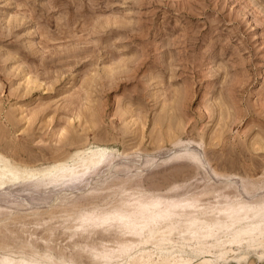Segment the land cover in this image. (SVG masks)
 <instances>
[{
  "label": "rangeland",
  "instance_id": "1",
  "mask_svg": "<svg viewBox=\"0 0 264 264\" xmlns=\"http://www.w3.org/2000/svg\"><path fill=\"white\" fill-rule=\"evenodd\" d=\"M90 161L88 191L55 203V178ZM151 196L197 200L189 212L213 224L228 204L264 205V0H0V259L108 264L97 247L135 241L138 255L264 264V240L211 251L222 231L199 240L170 221L145 238L115 222L77 230L97 203Z\"/></svg>",
  "mask_w": 264,
  "mask_h": 264
},
{
  "label": "bare ground",
  "instance_id": "2",
  "mask_svg": "<svg viewBox=\"0 0 264 264\" xmlns=\"http://www.w3.org/2000/svg\"><path fill=\"white\" fill-rule=\"evenodd\" d=\"M91 155V154H90ZM95 155V154H93ZM97 155V154H96ZM94 157V156H93ZM97 157V156H96ZM198 157V156H197ZM106 158V157H105ZM195 158V157H193ZM88 160V159H87ZM99 161V160H96ZM102 161V160H101ZM102 163V162H101ZM87 164V162H86ZM96 164H98L97 162L94 161H90L88 162V164L86 165V167L82 170H77L74 168H67V170L63 171L60 174V178L61 179H57L55 181H62L61 183L63 186L60 190L61 193L59 192L58 196L55 197V203H57L59 206H64L66 208V206H75V203H72V205L70 204V195H68V192L70 188L74 187V186H78L79 188L77 191L79 190H83L84 189H80L82 188L81 184V179L84 177V175L91 170V168L93 166H95ZM100 164V163H99ZM147 164V162H146ZM12 166V165H11ZM79 169V168H78ZM141 169V168H140ZM137 170V169H136ZM99 171V170H98ZM130 172V171H129ZM139 173V172H137ZM92 174V173H91ZM95 175V173H93ZM129 174V173H128ZM136 174V172L134 173ZM96 177V176H95ZM93 178V177H92ZM108 178V177H106ZM91 179V178H90ZM95 179V178H94ZM102 179V178H101ZM111 179V178H110ZM43 180V179H42ZM237 180V179H236ZM36 181V180H35ZM34 181V182H35ZM40 181V180H38ZM36 181V182H38ZM48 181V180H47ZM53 181V180H52ZM89 181V179L87 180ZM99 181V180H98ZM54 182V181H53ZM94 182V181H93ZM105 182V181H104ZM103 182V184H104ZM108 182V180L106 181ZM105 182V183H106ZM43 183V182H41ZM48 183V182H47ZM51 183V182H49ZM55 183V182H54ZM96 183V182H95ZM22 184V183H20ZM29 184V183H28ZM35 184V183H34ZM40 184V183H39ZM60 184V183H59ZM92 184V181H91ZM102 184V182H101ZM107 184V183H106ZM132 184V182H131ZM30 185V184H29ZM32 185V184H31ZM47 185V184H46ZM56 185V184H55ZM86 185V184H85ZM94 185V184H93ZM149 185V184H148ZM51 186V185H50ZM60 186V185H59ZM60 186V187H61ZM99 186V185H98ZM132 186V185H131ZM23 187V186H22ZM35 187V186H34ZM95 187V186H94ZM135 187V186H134ZM27 188V187H26ZM52 188V187H51ZM58 188V187H57ZM124 188V186H123ZM139 188V187H138ZM10 189V188H9ZM18 189V188H17ZM24 189V188H22ZM24 192V190H22ZM31 189V188H30ZM50 189V188H49ZM101 189V188H100ZM141 189V188H140ZM140 189H135V190H140ZM245 189V188H244ZM16 190V189H15ZM14 190V191H15ZM20 189H18L19 191ZM36 190V189H35ZM35 190L32 192H35ZM38 190V189H37ZM54 190V189H53ZM86 190V189H85ZM91 190V189H90ZM6 191V190H4ZM13 191V192H14ZM17 191V190H16ZM26 191V190H25ZM59 191V190H58ZM76 191V190H75ZM88 191V190H86ZM93 191V190H92ZM123 191V190H122ZM128 191V190H127ZM134 191V190H133ZM23 192H21L22 194H24ZM28 192V191H27ZM46 192V191H45ZM48 192V191H47ZM73 192V191H72ZM80 192V191H79ZM95 191H93L94 193ZM124 192V191H123ZM121 192V193H123ZM242 192V191H241ZM8 193V192H7ZM10 193V192H9ZM12 193V192H11ZM10 193V195H11ZM17 193V192H16ZM20 193V192H19ZM30 193V191L28 192ZM37 193V192H36ZM40 193V192H39ZM44 193V192H43ZM51 193V192H50ZM77 193V192H76ZM91 193V194H90ZM90 195H93L92 192H90ZM118 193V192H117ZM120 193V194H121ZM125 193V192H124ZM128 193V192H127ZM126 193V194H127ZM135 193V192H134ZM140 194L142 192H139ZM6 194V193H5ZM3 194V195H5ZM26 194V192H25ZM24 194V195H25ZM38 194V193H37ZM45 194V193H44ZM89 194H87L89 196ZM95 194V193H94ZM131 194V193H130ZM139 194V195H140ZM153 194V193H152ZM8 195V194H7ZM5 195V197L7 196ZM13 195V194H12ZM11 195V196H12ZM36 197L37 195L34 194ZM56 195V194H55ZM72 195V194H71ZM80 194H78L79 196ZM86 195V196H87ZM98 195V194H97ZM122 195V194H121ZM135 195V194H134ZM133 193L130 196H134ZM150 195V194H148ZM147 195V196H148ZM191 195V194H190ZM189 195V196H190ZM194 195V194H193ZM198 195V194H197ZM18 196V195H15ZM21 196V195H20ZM26 196V195H25ZM28 196V195H27ZM85 196V197H86ZM142 196V195H141ZM155 196V195H154ZM150 197L148 198H138L137 201L133 200V202L128 201V205L130 206V208L128 210H105V211H101V210H97L96 207L99 203H97L96 207H94V210H89V209H85L84 211H82L81 213L79 212V214H77L76 216L74 215V221L78 223V227L77 230H81L83 232L87 231L89 228L92 227H97V228H105V227H109L112 226L113 223L115 222L119 227L125 228L131 235L132 237H138V238H145L147 232L150 231V229L157 225L158 223L161 222H171V226L177 227V226H184L186 228V232L194 235L196 238H198L199 240L204 239V240H211V239H217V232L218 231H222L225 235L222 237V239H220V241L218 242H214V243H208L206 245V248H211L212 250L217 249L218 247H227V246H233V245H241L247 238H255L259 240H264V205H249V204H226L227 206L222 208L220 211L222 212V219L217 220L214 224L211 222H208L206 219L205 220H201L199 215L203 214V212L201 214H198V212H189L191 209H196L198 208V205L196 204V201L187 199V198H167V199H162L160 197L155 198V197ZM10 197V196H7ZM14 197V195H13ZM22 197V196H21ZM74 197V195H73ZM84 197V198H85ZM123 197V196H122ZM122 197L121 200H124ZM149 197V196H148ZM184 197V196H183ZM20 198V197H19ZM24 198V197H23ZM22 198V199H23ZM35 198V197H34ZM39 198V197H38ZM41 198V196H40ZM72 198V197H71ZM77 198V197H76ZM91 198V196H90ZM97 198V197H95ZM118 198V197H117ZM134 198V197H133ZM131 198V199H133ZM193 198V197H192ZM9 199V198H8ZM17 199V198H16ZM26 198H24L25 200ZM27 199H29V197H27ZM33 199V197H32ZM32 199L30 201H32ZM43 199V198H42ZM48 199H52L51 198H47ZM73 199V198H72ZM81 199V198H80ZM108 199V198H107ZM7 200V199H6ZM18 200V199H17ZM39 200V199H38ZM37 200V201H38ZM45 200V199H44ZM43 200V201H44ZM98 200V199H97ZM96 200V201H97ZM106 200V199H105ZM104 200V201H105ZM222 200V199H221ZM21 201V200H19ZM26 201V200H25ZM35 202H37L36 200H34ZM33 201V202H34ZM42 201V200H41ZM50 201V200H48ZM135 201V202H134ZM10 202V201H9ZM17 202V201H16ZM15 202V203H16ZM22 202V201H21ZM40 202V201H39ZM46 202V200H45ZM52 202V201H51ZM50 202V203H51ZM87 202V201H85ZM113 202V201H111ZM110 202V203H111ZM122 202V201H121ZM125 203V201H123ZM15 203H11L10 205L14 204L17 205ZM20 203V202H18ZM23 203V202H22ZM28 205L31 207V205L29 203L31 202H27ZM43 203V202H41ZM106 203V201L104 202ZM109 203V202H108ZM125 203V204H127ZM228 203V202H227ZM238 203V202H237ZM21 204V203H20ZM24 204V203H23ZM37 204V203H36ZM36 204H34L36 206ZM39 204V203H38ZM47 204V203H46ZM121 204V203H120ZM127 207V205H125ZM253 204V203H252ZM256 204V203H255ZM19 205V204H18ZM40 205V204H39ZM45 205V204H44ZM48 205V204H47ZM82 206L83 203L81 204ZM101 205V204H99ZM225 205V204H224ZM5 207L6 208V203H4L2 201V199L0 200V210L1 207ZM21 206V205H20ZM34 206V209L37 207ZM42 206V204H41ZM56 206V205H54ZM52 206V207H54ZM58 206V207H59ZM78 206V205H77ZM94 206V205H93ZM110 206V205H109ZM123 206V205H122ZM123 206V207H124ZM19 207V206H17ZM24 207V206H22ZM29 207V208H30ZM40 207V206H38ZM47 207V206H46ZM51 207V208H52ZM100 208L103 206H99ZM203 207V206H202ZM207 207V206H206ZM4 208V210H5ZM10 208V207H9ZM12 208V207H11ZM15 208V206H14ZM20 208V207H19ZM42 208V207H41ZM50 208V207H49ZM47 208V209H49ZM79 208V206H78ZM83 208V207H81ZM84 208H88V206L86 205V207ZM99 208V209H100ZM106 208V206H105ZM201 208V207H200ZM217 208H221L218 207ZM13 209V208H12ZM40 209V208H39ZM46 209V210H47ZM55 209V208H54ZM62 210L64 208H61ZM108 209V208H107ZM113 209V208H111ZM118 209V207H117ZM206 209V208H205ZM3 210V208H2ZM14 210V209H13ZM20 210V209H19ZM45 210V209H44ZM53 210V209H52ZM77 210V209H76ZM80 210V209H79ZM21 211H23L21 209ZM27 211V210H26ZM66 211V210H65ZM70 211V210H68ZM196 211V210H195ZM202 211V210H201ZM219 211V210H218ZM40 212V211H38ZM45 212V211H43ZM58 212H62V211H58ZM1 213V211H0ZM14 213V212H13ZM12 213V214H13ZM50 213V212H48ZM69 213V212H68ZM73 213V212H72ZM27 214V213H26ZM53 214V213H52ZM55 214V213H54ZM57 214V213H56ZM60 214V213H59ZM16 215V214H15ZM30 215V212L29 214ZM33 215V213H32ZM19 216V215H18ZM44 216V215H43ZM46 216V215H45ZM60 216V215H59ZM23 218L22 215L19 216V218ZM57 217V215H56ZM63 217V216H62ZM5 218V217H4ZM9 218V217H8ZM18 218V217H17ZM25 218V217H24ZM48 218V217H47ZM59 218V217H58ZM220 218V217H219ZM2 219V218H1ZM3 220V219H2ZM11 220V219H10ZM50 220V219H49ZM48 220V221H49ZM56 220V219H55ZM9 221V220H8ZM69 221V220H67ZM66 221V222H67ZM61 223V222H60ZM4 224V222H3ZM74 224V223H73ZM52 225V224H51ZM72 225V224H71ZM115 225V224H114ZM164 225V224H163ZM2 226V225H1ZM0 226V227H1ZM4 226V225H3ZM57 226V225H56ZM60 226V225H59ZM116 226V225H115ZM162 226V225H161ZM49 227V226H48ZM68 227V226H67ZM159 227V226H158ZM170 226H167V228ZM172 227V228H174ZM53 228V227H52ZM60 228V227H58ZM63 228V227H62ZM96 228V230H97ZM166 228V230H167ZM171 228V229H172ZM66 229V227H65ZM68 229V228H67ZM95 229V228H94ZM113 229V228H112ZM119 229V228H118ZM170 229V228H168ZM181 229V227L179 228ZM71 230V228H70ZM99 230V229H98ZM165 230V228H164ZM163 230V232H164ZM95 231V230H94ZM109 231V230H108ZM119 231V230H118ZM53 232V231H52ZM90 232V231H89ZM97 232V231H95ZM99 232V231H98ZM160 232V231H159ZM162 232V231H161ZM175 232V231H174ZM181 232V231H180ZM184 232V231H183ZM185 232V234H186ZM183 234V233H181ZM180 234V235H181ZM242 235V237L240 239L236 238V235ZM90 235V234H89ZM220 235V234H219ZM91 236V235H90ZM168 236V235H167ZM166 236V237H167ZM191 236V235H190ZM170 237V236H169ZM188 238V236H186ZM152 238V237H151ZM150 238V239H151ZM155 238V237H154ZM165 238V236H164ZM173 238V237H172ZM195 238V239H196ZM132 239V238H131ZM131 239L129 241H131ZM157 239V238H156ZM163 239V238H162ZM160 239V240H162ZM192 239V238H191ZM159 240V239H158ZM166 240V239H165ZM170 240V239H169ZM184 240V238H183ZM194 239H192L193 241ZM197 240V241H199ZM108 241V240H107ZM111 241V240H110ZM140 241V240H139ZM151 241V240H150ZM168 241V240H167ZM173 241V240H172ZM171 241V242H172ZM261 241V242H262ZM152 242V241H151ZM150 242V243H151ZM159 242V241H158ZM161 242V241H160ZM166 241H163V243H165ZM260 242V241H259ZM106 243V242H105ZM111 243V242H110ZM125 244L121 243L124 247H119L117 246V248H111L107 245L103 246L104 249L102 250H95L94 256L100 259H104L108 262V264H189V260H185L180 258L177 255L174 256H169V257H163L161 258L160 256L156 257L155 252H153V250H149L147 252H145L142 255H138V254H134V247L135 246V241H132L130 244H126V241L124 242ZM167 243V242H166ZM115 244V243H114ZM138 244V243H137ZM149 244V243H148ZM145 245V244H144ZM164 245V244H163ZM112 246V245H110ZM120 246V245H119ZM141 246V245H140ZM143 246V245H142ZM154 246V244H153ZM167 246V245H166ZM203 246V245H202ZM242 246V245H241ZM94 247V246H93ZM138 247V246H137ZM136 247V248H137ZM156 247V245H155ZM160 247V246H158ZM163 247V246H162ZM204 247V246H203ZM238 247V246H237ZM134 248V249H133ZM139 248V247H138ZM201 247H199V250ZM95 249V248H94ZM148 250V249H147ZM207 250V249H206ZM222 250V249H221ZM202 251V250H201ZM205 251V250H203ZM209 251V250H208ZM236 251V250H235ZM234 251V252H235ZM139 252V251H138ZM233 252V253H234ZM23 253V252H22ZM13 254V253H12ZM141 254V253H140ZM30 255V254H29ZM28 255V256H29ZM36 255V254H35ZM31 256V255H30ZM33 256V255H32ZM31 256V257H32ZM53 256V255H52ZM93 256V258L95 259V257ZM30 258V257H29ZM33 258V257H32ZM43 258V257H42ZM184 258V257H183ZM187 258V257H186ZM190 258V257H189ZM44 259V258H43ZM52 259V258H51ZM192 259V258H191ZM190 259V260H191ZM50 260V259H49ZM51 261V260H50ZM53 262V261H52ZM191 263V262H190ZM0 264H48L45 263L43 260L38 259L37 256L34 257L33 259H28L26 257L20 255V256H16L15 255H6L4 257H2L0 259ZM50 264V263H49ZM56 264V263H55ZM106 264V262H105Z\"/></svg>",
  "mask_w": 264,
  "mask_h": 264
}]
</instances>
